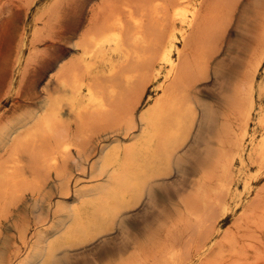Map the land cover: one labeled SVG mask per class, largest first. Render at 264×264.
<instances>
[{"label":"bare ground","instance_id":"bare-ground-1","mask_svg":"<svg viewBox=\"0 0 264 264\" xmlns=\"http://www.w3.org/2000/svg\"><path fill=\"white\" fill-rule=\"evenodd\" d=\"M111 2L108 8L102 9L104 23H99L100 29L97 25L98 30L92 28L94 31L91 32L90 29V32L78 41L80 57H75L76 61L67 63L64 70L56 73L55 81L48 82L44 87L46 97L41 114L33 119V123L28 127L26 126L29 124L20 123L19 126L0 132V139L13 141L5 160L0 164V206L4 207L7 200L25 196L24 191H42L41 187L46 180L51 179L52 172L58 178L63 177L66 168L60 169V164H64L63 161L72 156L73 149H80L78 141V144H75L71 140L73 135L78 137L75 133L80 129H74L75 133L69 138L59 131L60 127H84L80 133L85 135V124L92 120L87 119V116L108 115L116 123L124 121L132 132L126 134L123 145L120 144V139L114 141L112 146L103 145L92 162L91 178L95 181L103 179L104 183L72 190L65 181L70 178L64 180V177L61 180L64 185H60V196L72 198L66 206L56 208L64 213V219L52 228V231L39 232L37 243L20 264L52 263L57 253L67 251L76 243L83 244L97 235L110 232L125 213L135 206L132 205L133 202L138 203L143 197L150 196L152 185L162 180L161 175L165 169L177 166L178 153L191 137L198 121L199 106L196 100L194 102L192 99V91L200 81L210 75L212 59L218 51L220 52L217 47L220 48L219 43L225 39L234 23L241 0ZM50 8L51 5L47 10L52 13ZM43 14L45 15V12ZM253 41L254 45L241 78L234 86L228 101V119L233 120L232 123L240 128L241 134L242 131L247 132L253 124L254 127L260 128L259 135L252 133L253 136L247 144H243L241 136V139L238 138L234 128L220 129L222 132L221 135L218 134L214 158L200 171L201 176L197 177L198 181L194 184L195 188L190 192V196H187L188 200L183 201L184 205L176 209L177 217L165 231L164 238L159 243L155 241L157 244L154 246L153 243L149 245L160 256L154 258V264H214L213 255L219 254L223 245L230 240L227 235L215 243L211 233L213 226L221 221L226 213V197L232 198L234 195L231 194L232 161L237 158L241 166L249 162L256 166L258 170L254 178H257L259 171L261 173L264 168V111L258 109L257 103L264 94V86L258 84L260 70L264 64V22L253 35ZM146 85L152 87L149 95ZM144 101L143 108L136 112ZM117 103L126 105L120 109L115 106ZM225 125L232 128L226 123ZM22 130L21 135H17V131ZM90 131H87L88 134H91ZM134 131H138V134L134 135ZM67 133L66 135H69ZM40 170H43L44 178ZM49 172L51 174L48 178L46 176ZM245 178L249 179L247 175ZM192 184L189 185V190ZM244 187L245 198L234 205L243 209L239 222L245 221V229L256 233L258 228L264 230V187L263 191L260 189L261 192L256 193L255 198L258 200L255 199L254 202L257 204L251 202L255 205L250 203L248 206L247 198L253 194L254 188L250 184ZM33 192L29 193L33 195ZM37 199L40 198L34 199L35 202ZM38 202L40 201L37 200ZM13 206L15 207V204ZM3 215L0 208V220ZM191 224V227L194 226L191 228V234L181 230L182 226ZM235 224L238 226L237 222ZM254 237L257 242L260 240L258 236L254 235L253 239ZM230 242L234 243L235 240ZM249 246L245 250H248ZM240 248L244 250L243 246ZM222 250L224 254L225 250ZM139 258L141 254L120 264H143L141 261L146 260L139 261Z\"/></svg>","mask_w":264,"mask_h":264},{"label":"rangeland","instance_id":"rangeland-1","mask_svg":"<svg viewBox=\"0 0 264 264\" xmlns=\"http://www.w3.org/2000/svg\"><path fill=\"white\" fill-rule=\"evenodd\" d=\"M111 1L113 0H59L58 2L57 0H0V132L13 126H19L20 123L29 124L26 126L28 127L33 123V119H36L41 114L46 97L44 87L48 82L55 81L56 73L64 70L67 63L76 61L75 57H80L81 52L78 50L77 45L82 40V36H85L87 32L96 31L98 27L100 29L104 23V11L102 9L108 8L111 5L110 3H112ZM50 5V10H53L52 13L50 12L51 14L47 10ZM263 8L264 0H241L234 23L228 30L225 39L219 43L220 48L217 47L220 52L218 51L214 56L215 58L212 59L210 75L207 79L200 81L192 91V99L194 102L196 100L199 106V116L191 137L183 146L184 148L178 153L177 166H172L170 169H165L162 172V180L152 185L150 196L143 197L138 203L133 202L132 205L135 204V206L125 213L119 220V225H116L117 227L115 226L110 232L104 235H97L83 244L78 245L76 243L77 245L75 244L68 248L65 252L57 253L54 261L48 264H120V262L137 254H141L139 261L146 259L141 261L143 264H154L156 260L154 258H160L159 254L151 249L152 246L149 245L153 243L154 246L164 238L165 231L177 217L176 209L184 205L183 201L186 202L187 196H190V192L195 188L194 184H196L197 179L201 176L200 171L206 168L214 158L216 146H218V134L221 135L220 132H222L223 128L230 130L234 128L238 138L241 136L242 139H240L243 144H247L249 138L254 133L256 136L259 135L260 128L254 127L253 124L246 130L247 132L244 131V133L241 130V134L240 128L234 122L232 123L233 120L229 121L230 105L228 101L232 95L234 86L241 78L244 65L254 45L253 35L264 22ZM43 12H45V15ZM97 25L99 26L97 27ZM92 28L95 29L93 30ZM258 84L264 86V64L260 70ZM148 86L146 85V87ZM141 90L142 88H140L139 92ZM151 90L152 87H148L147 95L151 94ZM263 96L257 102L258 109L261 112L264 111ZM125 105L123 103L115 104L120 109L124 108ZM144 105L145 101L137 108L136 112L140 111ZM88 117L87 119L92 118V120H89L85 124L87 126L84 130L86 128L88 132L91 130V134H88L86 131L85 135L87 137L80 133L84 127L78 128V126L71 125L66 128L63 126L69 133L60 127L59 131L69 138L75 133L74 129H80L75 133L78 137L73 135L71 140L75 144L79 143L78 145H82L81 147L79 146L80 149L77 151L76 149L72 150L71 154L73 157L71 156L66 161H63L65 165L63 163L60 164V169L64 168L65 170L66 168L64 173L63 169L61 170L63 177L58 178L53 172L52 175L49 172L46 177L49 178L50 175L51 179L44 182L43 187H41L42 191L39 189L34 191V193L28 190L34 193L32 195L26 190L27 192L24 191L25 196L21 195L17 199L15 197L10 200L11 202L7 200L4 207L3 205L0 206L4 214L0 220L1 264H7V262L8 264L22 263L37 243L39 232L52 231V228L64 219V213L57 209L66 206L72 200L71 197L62 198L59 194V189L64 185L61 182L64 177V180L71 179L65 181L67 185H70L69 187L72 190L78 187H95L104 183L103 179L95 181L91 178L90 168L92 162L96 159L103 145L112 146L117 139V141L120 139V144H125V136L132 132V130L127 128L128 125L126 126L124 121L123 123L122 121H118L117 123H121L117 124L108 115ZM87 119L86 121H88ZM91 122L93 123L91 124ZM225 123L228 127L232 126V128H227ZM220 124L226 127L221 128ZM140 129L141 126L139 125ZM125 131L127 132L125 133ZM21 132L23 130L17 131V135H21ZM134 132V135L138 134V131ZM66 133L69 135H66ZM62 134L61 137L63 136ZM244 134L245 136H243ZM81 137L82 139L80 140ZM12 143V140L6 138L0 139V164L2 160H5ZM231 166L233 173L231 194H234L232 198L234 196L236 198L237 196L239 199L226 197L224 201L226 213H224L222 220L213 226V232L211 230L212 239H216L215 241L213 240L215 243L221 241L220 239L225 238L227 235V238L229 237L228 239H230L229 243L226 242L225 246L223 245L222 247L225 250L224 254L221 249L222 252H219L221 255H213L215 258L217 257L216 259L214 258V264H264V230L258 228L259 231L252 233L250 230L245 229V221L239 222L243 209L234 205L245 198L246 190L244 186L247 184L253 185L254 188L253 194L247 198V206L251 202L255 203V199L256 201L258 200L255 198L256 193L264 190V168L261 170V173L259 171L257 178H254L258 169L250 162L245 166H241L239 160L235 158ZM39 172H42L41 175L43 176V170ZM237 172H240V175ZM65 174L67 176H64ZM246 175L250 181L245 178ZM190 182L193 184L189 190ZM238 194L239 196L242 194V197H239ZM36 198L42 199H37L40 201L37 203V200L36 202L34 200ZM14 199L17 201H13ZM8 201L11 205L12 203L13 205L15 204V207L13 205L11 207ZM253 203L251 205L257 204V202ZM49 204L51 208L53 207L52 209ZM172 204L173 206H171ZM6 205L9 206L8 209ZM51 210L54 211L52 212ZM51 213L54 214L52 215ZM5 217L9 218L6 219ZM234 222H237L238 226ZM191 226L192 224L182 226L181 230L186 234L188 232L191 234L193 232L191 228L194 227ZM233 227L236 228L234 229ZM218 229H220V232ZM157 230L160 232H157ZM228 230H230V233ZM223 233H225L224 236ZM231 233L233 237L230 235ZM250 235L258 236L257 238L260 239L258 241L259 244H263H257L256 238L254 237L253 239V236ZM243 236L246 238L244 239ZM51 240L54 241V238ZM234 240V243L230 242ZM24 241H26V244ZM245 244L247 245L246 247ZM240 246H243L244 248L242 249L244 250L249 246L250 250L248 249L244 252ZM240 253L242 257H240ZM147 255H149L148 258ZM218 255L220 259L222 258L221 260L218 259ZM216 260L217 262H215Z\"/></svg>","mask_w":264,"mask_h":264}]
</instances>
